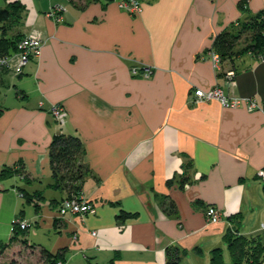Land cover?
I'll use <instances>...</instances> for the list:
<instances>
[{"label": "crops", "instance_id": "0c3cea01", "mask_svg": "<svg viewBox=\"0 0 264 264\" xmlns=\"http://www.w3.org/2000/svg\"><path fill=\"white\" fill-rule=\"evenodd\" d=\"M17 1L22 34L43 45L19 75L0 69V170L22 167L29 180L0 179V243L23 211L36 229L22 242L38 261L44 249L64 264H164L166 249L177 248L181 264H210L211 250L221 248L224 260L226 246L231 262L224 234L234 216L238 233L264 244V61L247 51L230 63L210 49L246 17L240 0H141L137 13L120 0ZM263 4L247 0L248 12ZM59 6L58 21L47 13ZM132 65L152 73L133 76ZM215 85L257 108L192 102L194 90ZM55 104L67 111L63 123L50 113ZM56 133L83 143L89 171L80 195L92 214L57 211L67 193L48 186ZM20 188L41 191L37 210ZM208 205L222 212L219 222L206 221Z\"/></svg>", "mask_w": 264, "mask_h": 264}, {"label": "trees", "instance_id": "16d2710c", "mask_svg": "<svg viewBox=\"0 0 264 264\" xmlns=\"http://www.w3.org/2000/svg\"><path fill=\"white\" fill-rule=\"evenodd\" d=\"M3 1L4 6L0 7V56L16 51L17 43L23 36L20 27L23 24L25 13V6L19 1ZM239 8L246 13V17L225 27L213 38L210 49L218 54L221 61L232 63L234 57L243 52L250 51L257 56L264 51V4L256 13H249L247 0H240ZM240 42L242 46L236 48ZM48 149L51 170V182L48 186L53 189L64 190L67 193L66 197L79 196L82 183L89 171L82 161L84 155L82 141L75 135L56 133L52 136ZM15 175H20L26 183L29 182L22 167L4 166L0 170V179ZM185 181L184 172L180 176V185L183 186ZM262 181L264 189V167ZM19 190L25 202L33 204V207L37 210L39 204L33 202V199H43L41 191L37 190L29 193L22 188ZM22 212L18 213L19 217L22 216ZM128 216L130 215L125 212L119 214L120 218ZM229 218L234 220L236 218L233 226L224 234V240L231 256L230 264H260L264 256V244L261 242L260 236H246L238 233L236 228V222L239 221L238 216ZM14 238L15 233L12 234L8 242L0 243V253L2 248L9 245ZM180 255L177 248H167L164 264H181ZM57 259L62 260V256L47 252L44 249L40 251L39 264H45L46 262L55 264ZM108 264H113V259ZM210 264H226L223 260L221 248L217 247L211 250Z\"/></svg>", "mask_w": 264, "mask_h": 264}, {"label": "built area", "instance_id": "2783aa9c", "mask_svg": "<svg viewBox=\"0 0 264 264\" xmlns=\"http://www.w3.org/2000/svg\"><path fill=\"white\" fill-rule=\"evenodd\" d=\"M119 6L125 9L130 13H137L141 9V0H120L118 2ZM63 7H55L48 11V15L53 19H61V11ZM43 41L35 33H28L21 37L17 43L16 51L11 54H6L0 56V69H9L15 75L22 73L24 66L28 61L37 59L41 55ZM258 59L264 61V51L257 55ZM214 61L218 60V56L213 54ZM130 73L133 76H140L143 78H148L152 73L151 67H145L142 65H132L130 67ZM234 72L230 71L228 75L233 76ZM194 98L192 102L197 101H209L217 100L224 107H237L244 104L248 110H254L257 108V104L253 98L249 97H230L223 92V90L215 85L214 87L208 90L196 89L194 90ZM50 113L53 119L57 123H63L65 117L67 116V111L60 105L55 104L50 108ZM263 174V172H262ZM59 215L66 214H92L95 212L94 206L88 203L86 200L82 199L81 195L79 196H70L62 199L57 207ZM204 215L208 223H217L222 217V212L219 208L214 205L206 206L204 210ZM13 225H17L20 230H26L29 227V223L23 218L17 216L14 219ZM96 232H92V235H95ZM45 264H51L46 262ZM55 264H64L60 259L55 261Z\"/></svg>", "mask_w": 264, "mask_h": 264}, {"label": "rangeland", "instance_id": "374dc122", "mask_svg": "<svg viewBox=\"0 0 264 264\" xmlns=\"http://www.w3.org/2000/svg\"><path fill=\"white\" fill-rule=\"evenodd\" d=\"M2 5L3 1L0 0V6ZM23 220L25 219L23 218ZM34 229H36V227L29 225L26 231H33ZM13 233H15V238L10 241L9 245L3 247L1 250L0 264H39V261L37 260L38 252H35L32 248L22 242V239L25 236L24 230L21 231L19 228H17V225H13ZM223 249L224 260L227 264H229L230 258L226 250V246H224ZM61 261L64 263L63 260Z\"/></svg>", "mask_w": 264, "mask_h": 264}]
</instances>
